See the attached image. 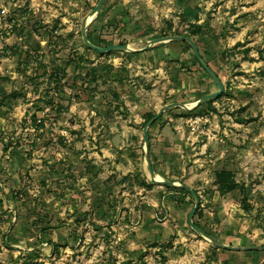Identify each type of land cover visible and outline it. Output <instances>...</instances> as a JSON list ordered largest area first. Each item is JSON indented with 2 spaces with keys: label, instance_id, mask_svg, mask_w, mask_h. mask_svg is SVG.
<instances>
[{
  "label": "rangeland",
  "instance_id": "obj_1",
  "mask_svg": "<svg viewBox=\"0 0 264 264\" xmlns=\"http://www.w3.org/2000/svg\"><path fill=\"white\" fill-rule=\"evenodd\" d=\"M98 1L0 0V264H264L199 237L192 197L153 185L145 164L147 118L218 87L187 43L86 48ZM87 35L135 51L197 44L224 91L192 117L166 112L150 160L197 193L199 228L264 246V0H107ZM220 171L245 193L220 187Z\"/></svg>",
  "mask_w": 264,
  "mask_h": 264
},
{
  "label": "water",
  "instance_id": "obj_2",
  "mask_svg": "<svg viewBox=\"0 0 264 264\" xmlns=\"http://www.w3.org/2000/svg\"><path fill=\"white\" fill-rule=\"evenodd\" d=\"M107 0H99L96 4V6L92 9V11L87 15L86 19L83 22V25L81 27V37H82V42L85 45L86 48L89 50L95 51L99 53L100 55L106 54L109 52H129V53H138V52H147L149 51L153 46L159 45L162 43H187L191 47L194 57L196 61L198 62L199 66L202 68V70L208 75V77L216 84L218 87V91L208 94L206 96H203L199 100L195 101L192 104L188 103H172L169 105H166L162 107L149 121H147L144 124L142 134H143V146H144V160L145 164L147 167V171L149 173L151 183L153 185L157 186H162L170 189H181L185 191L187 194H189L193 201H194V207L189 213L187 217V224L188 226L202 239L206 240L211 244L213 247L224 250V251H229V252H264V246H246V247H241V246H230V245H225L203 231L201 228L196 226L194 224V217L196 212L199 210L200 207V199L197 195V193L189 188L187 185L181 184V183H176L172 181H167L162 178H160L157 173L154 171L151 160H150V140H149V129L153 126L155 122H157L166 112L172 110V109H183L186 112H192L196 108H199L201 106H204L210 102H213L214 100L218 99L224 89H223V84L220 81L219 77L216 75V73L205 63L204 59H202L199 49L196 45V43L189 37H184V36H167L163 38H158L152 41H149L145 47V49L141 50H132L128 45H114L110 47H98L95 46L93 43H91L87 37V32L90 28V25L94 22L95 19L99 16L100 10L103 6V4Z\"/></svg>",
  "mask_w": 264,
  "mask_h": 264
},
{
  "label": "trees",
  "instance_id": "obj_3",
  "mask_svg": "<svg viewBox=\"0 0 264 264\" xmlns=\"http://www.w3.org/2000/svg\"><path fill=\"white\" fill-rule=\"evenodd\" d=\"M105 4V3H104ZM103 4V5H104ZM102 8H103V6H102ZM101 8V9H102ZM101 11V10H100ZM87 37H88V39H89V41L91 42V43H93L95 46H98V47H110V46H114V45H102V44H99V43H94V41L92 40H90V38H89V35H87ZM182 44H186V43H182ZM120 45H124V44H120ZM187 45V44H186ZM197 45V44H196ZM187 47L188 48H190L191 49V47L190 46H188L187 45ZM202 57V56H201ZM203 59V58H202ZM194 61H195V63L199 66V64H198V62L196 61V59H195V57H194ZM206 63V62H205ZM207 64V63H206ZM208 65V64H207ZM200 67V66H199ZM201 68V67H200ZM202 69V68H201ZM212 102H210V103H208V104H206V105H209V104H211ZM200 108V107H199ZM198 108H196L194 111H192V112H186L185 113V116L186 117H192L193 115H194V113L196 112V110H197ZM174 109H172V110H170L169 112H171V111H173ZM154 115H150L148 118H147V120L145 121V123L147 122V121H149L152 117H153ZM163 117V116H162ZM161 117V118H162ZM160 118V119H161ZM159 119V120H160ZM158 120V121H159ZM157 121V122H158ZM157 122H155L154 124H153V126L157 123ZM149 140H150V134H149ZM232 175H231V173H229V172H225V171H220V172H217L216 174H215V177H216V180H217V183L219 184V186L220 187H222L223 189H225L226 191H228V192H233V191H241L242 193H245V187H244V185H239V184H237L236 182H234L233 180H231L230 179V177H231ZM199 209H200V207H199ZM195 224V223H194ZM196 225V224H195ZM197 226V225H196ZM208 233V232H207ZM247 253H258V252H247Z\"/></svg>",
  "mask_w": 264,
  "mask_h": 264
}]
</instances>
